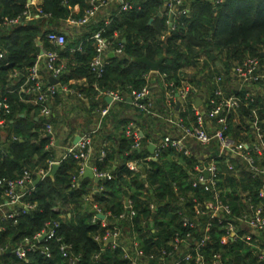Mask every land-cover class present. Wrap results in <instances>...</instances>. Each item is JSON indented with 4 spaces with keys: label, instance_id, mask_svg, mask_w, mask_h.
Masks as SVG:
<instances>
[{
    "label": "trees",
    "instance_id": "trees-1",
    "mask_svg": "<svg viewBox=\"0 0 264 264\" xmlns=\"http://www.w3.org/2000/svg\"><path fill=\"white\" fill-rule=\"evenodd\" d=\"M129 1L133 5L132 10L120 14L115 12L106 20H98L81 28L82 36L78 39L66 38L65 48L51 45L46 40V35L50 32L59 33L65 21L81 20L90 8V0H42L38 7L41 10L39 18L0 31V54H3L0 59V98L7 99L11 110L9 115H5L3 109L0 111L1 118L5 120V140L0 142V181L17 180L26 170L33 174L34 180L40 171L46 173L34 192L22 199L23 203L36 205L35 210L21 216L16 224L12 221L2 222L0 213V249H6L0 257V264H24L10 252L25 239H33L48 222L60 224L57 235L73 246L76 255L81 256L80 264H130L124 259L121 250L113 251L108 248L102 252L95 241L97 234L103 235L109 229L104 228L100 220L93 223L95 212L90 211V206L95 204L104 214H109L108 223H123V227L131 235L137 236L146 256L159 257L162 249H168L167 242L175 233L186 232L177 214L181 206L192 216L194 199H211V195L204 189L192 187L195 161L177 155L172 150H164L156 162H148V151L142 148L132 150L133 142L125 136L117 149L107 145L106 157L102 162H97V171L110 174L112 180L101 179L99 183H95L82 178L73 188V179L78 176L80 169L79 162L73 158L65 159L60 164L55 179H52L51 164L56 159V148L51 146L52 138L45 132L44 123L47 120L40 115L41 106L33 107L24 103L22 99L27 96L17 91L10 93L17 87L13 85L15 81L12 75L18 73V84H23L27 69L34 65L42 50L58 52L66 64V74L59 80L61 87L78 94L84 93L91 101L92 111H96L99 101L107 104L103 95L99 94L110 91H119L124 97L121 104L126 108L131 107L128 98L132 92L141 91L147 86L146 76L151 73L147 66L135 62L144 56L152 62H158L166 55L158 76L164 78L166 83H173L175 88H181L185 81L184 67L199 66L203 56L204 66L207 68L209 64H215L212 54L224 55L227 75L234 60L241 63L247 57H255L264 63V0H226L218 6L208 0H184L178 10L188 8L189 12L177 15L172 23L173 30L170 27V14L163 9L164 0ZM76 6L80 13L74 16L72 12ZM27 8L28 0H0V25L6 20L22 16ZM159 13L163 14L161 18L157 17ZM151 20L153 23L150 25ZM102 30H105L103 37L112 43L113 49L123 44L124 50L122 56L108 58L104 73L98 78L91 69L97 52L93 42L88 40ZM38 43L42 44V48ZM217 78L219 77L212 74H207L206 77L210 84L222 87L221 84H216ZM79 81H84L86 87L80 85ZM191 84L199 85L195 81ZM217 89L218 87L215 91ZM223 90L225 93L226 90ZM215 91L206 104L207 109H211L210 101L215 98ZM232 92L241 98L246 94L234 89ZM165 93L164 87V97ZM60 96L58 94L54 99ZM194 96L190 95L186 111L180 112L184 119L190 114L194 116ZM164 101L162 99L160 102L162 106H165ZM254 109L258 110L264 133V106L255 98V104L243 106L236 113L227 116L228 136L236 139L231 133L234 130L231 120L236 116L247 118L249 124L245 128L251 131ZM135 111V117L141 119L143 132H152L155 119L136 108ZM50 122L52 125L55 123L53 114ZM3 130H0V135ZM149 139V134H146L143 142L146 143ZM249 140L251 139L248 137L245 141ZM116 156L120 163L115 161ZM131 162H136L145 172L142 169L140 172L131 171L128 167ZM233 165L236 174L228 170L225 162L218 164L216 183L222 200L230 206L235 216L248 212L249 199L264 211V200L260 197L264 184L260 180H253L236 162ZM4 193L5 187L0 186V205L5 202ZM89 197H92V202L88 200ZM181 198L184 199V204L179 206ZM126 200L131 202L132 209L136 212L132 221L119 219L128 211ZM151 204L157 207L153 226L151 218L154 212L150 210ZM201 222L204 223V220ZM111 225L109 226L112 227ZM224 228L214 222L212 241L205 250L208 261L213 256L220 255L222 264H264V259L259 258L264 245L261 250L242 240H230L224 245ZM193 233L194 237L201 235L197 230ZM49 245L52 258H45L39 253L30 254L28 264H66L59 252L58 242L52 240ZM97 255H100L99 260L95 259ZM141 263L160 264L159 259Z\"/></svg>",
    "mask_w": 264,
    "mask_h": 264
},
{
    "label": "built area",
    "instance_id": "built-area-1",
    "mask_svg": "<svg viewBox=\"0 0 264 264\" xmlns=\"http://www.w3.org/2000/svg\"><path fill=\"white\" fill-rule=\"evenodd\" d=\"M184 0H166L167 9L169 14H187L189 11L184 9L178 11V7L182 6ZM226 0H211L214 6L221 5ZM90 8L86 10L84 17L79 20H71L72 24L83 28L93 22H97V15L108 6L117 5L118 13L128 12L133 9V5L129 0H90ZM28 5L27 10L22 16L14 20H6L1 28H10L18 25H24L32 21L35 16L30 12ZM41 13L40 9H37ZM172 30L174 26L170 23ZM105 30L95 33L91 39L96 49L97 55L91 63L92 71L101 78L104 73V68L107 65L108 54H114V56L123 55V44H120L116 49H113L112 43L103 37ZM46 40L57 48H62L66 45V37L63 33L50 32L46 35ZM3 54H0L2 59ZM66 74V64L62 61L60 55L56 51H45L37 57L34 65L27 69L25 75V82L21 85L18 84V73L12 75V79L15 81L13 85L15 90L10 93L18 92L27 96L22 99L24 103L33 104L35 106H41V117L47 121L44 123L45 132L50 136L53 135V125L50 122L52 118V111L49 104L58 94L62 93H76L70 91L66 87H61L60 84L53 85L50 83V79L54 78L60 80L62 76ZM23 77V76H22ZM234 80H236L242 86L249 87L252 84H258L264 80L263 65L260 59L255 57H247L243 62L239 63L233 72ZM164 87L166 88L165 100L167 105L166 114L168 115L167 122L176 126V135L168 134L160 139L156 145V151L154 158L158 156L164 150H172L177 155L183 156L188 159H193L190 144H198L206 147L211 143L216 142L218 154L216 156H204L199 160V165L194 170L195 178L193 179L192 187L194 189L202 188L205 192L211 195L210 200L194 199L193 215L190 216L187 213L186 208L181 205L184 204V199L181 198L178 210V216L180 218V224L186 232L183 234L175 233L169 242H167L168 249H162L159 257L151 255L146 256L140 241L135 234L129 232L128 229H124L121 226L111 225L108 223L109 214H104L99 207L93 205L95 214L93 223H97L100 220V216H105L102 221L104 228L109 229L103 234H97L95 241L99 244L102 252L110 248L111 250H121L123 252L124 259L129 261L130 264H142L141 262L146 260L159 259L160 264H222V258L220 255H215L208 261L205 255V250L211 243V231L213 229L214 222L225 227V236L222 239V244H227L230 240H242L247 244H250L254 240L263 239L264 237V211L261 206H255L250 204L248 212L241 216H235L232 209L226 204L221 197L220 191L217 189L216 177L218 173V162L223 159H227L228 169L230 172L237 173L230 160H241L244 169L251 176L253 180H258L264 177V168L258 164V160L264 159V133L262 130V122L259 120L257 109L252 110L253 116V129L254 137L249 141L236 140L228 136V119L227 116L236 113L243 106L248 107L255 104V96L252 92L247 91L244 98L237 96L236 94L226 95L224 90L218 86L215 91V98L210 101L211 109L201 110L200 107L193 105L194 122L187 124L183 117L176 115V110L179 107L181 112L186 111V103L190 95H197V91L189 87L175 88L173 83H166L165 79ZM216 84L221 82L220 78L215 80ZM79 97L81 94L76 93ZM103 96L111 98L113 102L122 103L124 97L119 91H110L102 93ZM135 108L141 112H144L150 118L155 119V124H159L161 117L156 113L155 98L152 89L147 85L141 91H134L129 97ZM3 109L5 115L11 113L10 105L7 103V99L0 98V111ZM110 112V107L102 108L99 113L101 118L106 117ZM215 121L218 125L215 133L210 135L207 132V123ZM264 123V122H263ZM5 126V120L0 116V130H3ZM100 126H97L96 130L84 133L79 141L68 148H66L62 162L67 158H73L79 162L78 176L73 179L72 187H76L83 178L85 169L91 167L90 159L93 153L92 142L93 135L98 132ZM125 137L133 142L132 150H140L142 148L143 136L140 130L137 129L135 123L130 122L125 126ZM51 146H54V140L52 139ZM1 150V146H0ZM106 153L103 152L101 157L105 158ZM153 157H148L147 161H152ZM201 161V162H200ZM59 162L58 164H61ZM57 164L52 163L51 166ZM202 164V165H200ZM128 167L133 172H140L141 167L136 162L128 163ZM95 176L101 179L112 180V177L105 173H99L95 168ZM143 170V169H142ZM205 171L209 173V177L205 176ZM39 175L43 179L46 176L44 171H40ZM33 174L29 171H24L23 175L14 181L2 180L0 186L5 187V202L0 205L1 221H12L17 223L18 219L27 214L28 212L35 210L36 205H30L23 203L22 199L34 192L36 186ZM260 197L264 199V191L260 193ZM88 200L92 202V197ZM250 201V200H249ZM128 204V205H127ZM127 213L120 216L121 221H131L136 212L132 209L130 201H126ZM150 210L157 211L155 205H150ZM204 220V223L201 222ZM111 225L112 227H110ZM60 229L58 222H48L40 233H38L33 239H25L18 247L13 249L10 253L14 255L18 260L24 264L29 263V255L39 253L45 258H52V252L50 248V241L56 240L59 244V252L61 253L66 264H80L81 256L76 255L73 252V246L67 244L63 238L57 235ZM200 231L199 237H194V231ZM242 232L244 234H242ZM112 240V242H110ZM6 249H0V257L4 255ZM100 255L95 256L96 260H99ZM209 258V260H210ZM260 259H264V252H261ZM8 264H14L13 262Z\"/></svg>",
    "mask_w": 264,
    "mask_h": 264
},
{
    "label": "crops",
    "instance_id": "crops-1",
    "mask_svg": "<svg viewBox=\"0 0 264 264\" xmlns=\"http://www.w3.org/2000/svg\"><path fill=\"white\" fill-rule=\"evenodd\" d=\"M211 2V0H208ZM42 4V0H32L29 10L30 12L35 16L34 19H37L40 17L37 9H39V5ZM35 9V12L33 9ZM164 12H168L166 1L164 0ZM118 6H108L102 10L97 15L96 20H106L110 18L115 12L117 13ZM179 11V10H178ZM188 11V8H187ZM73 15H78L80 13V9L78 6L74 7L73 9ZM163 15V14H162ZM47 17V16H44ZM177 17V14H170V23H173V20ZM33 19V20H34ZM72 19L65 21L62 23L60 32L65 35L66 38L69 39H78L82 36V29L71 22ZM11 28V27H10ZM7 28H1L0 31H4ZM39 47L42 48V44L38 43ZM62 48H65L62 47ZM42 53V52H41ZM40 53V54H41ZM264 53V50L262 51V54ZM217 54V55H216ZM214 54L216 56V59L213 61L215 64H209L207 68H205V57L203 56L202 59H200L199 66L197 67H184L183 69V75L185 76V81L182 83V87H189L192 88L194 91H197V95L194 96L195 102L196 99H200L202 101L200 105L201 110H206V104L212 97L215 89L218 87H215L212 83L210 84L208 80L206 79L207 74H212L214 77H219L221 79V82L218 84L225 89V93L233 94L232 90H236L237 92L243 91L247 92L250 91L253 93L255 98L260 100V105L264 106V80L259 82L258 84H252L249 87L242 86L239 84L236 80H234L233 72L235 67L240 63L238 61L232 62V69L229 73V75L226 74V57L224 55H220L219 53ZM111 54H108V57H110ZM219 55V56H218ZM264 58V57H263ZM263 65V71H264V63ZM205 68V70H204ZM201 72V73H200ZM197 76V78H194ZM21 78H23L21 76ZM192 81H195L196 83H199L197 86H193L191 84ZM60 82V81H59ZM146 82L147 85L152 89V92L154 94L155 98V105H156V113L161 117L159 124H155L153 126L152 132L149 133L150 130H144L141 129V119L135 117L136 111L135 106L132 104V102L128 103L131 105L130 108H126L121 103L113 102L112 99L110 102L107 101V97L103 96L106 99V105H104L101 101H99V104L96 108V111H92L91 109V101L86 95L81 94V97H79L76 93H62L61 96L57 99H54L50 102V109L52 111V114L55 117V123H53V135L51 138L54 140V147L56 152V159L54 161L59 163L62 162V158L64 156L66 148L75 145L76 139L81 137L86 132H91L96 130L97 126H100V129L98 132H96L93 135V142H92V156L90 159V165L91 167L95 168L97 170V162H102L104 158L101 157L102 153H106V148L113 147L114 149L118 148L119 142L122 138L125 136V123L133 122L136 124L137 129L140 130L143 140L145 139L146 134H149L150 138L146 143L143 142L142 149H146L149 153V157H153L154 155H151V153L148 150V146L150 144L157 145L161 138L167 136L168 134H175L176 135V126L174 124H171L167 122L168 115L165 113L167 110L166 100L163 95L164 90V81L163 78H159L158 73H154L151 71L150 74L146 76ZM80 85H84V81H79ZM216 85V84H215ZM240 85V87H238ZM86 87V85H84ZM221 87V88H222ZM238 87V88H237ZM74 92V91H73ZM229 94V95H230ZM102 96V93L99 94ZM164 101V105L162 106L160 102ZM58 103V104H57ZM29 104V103H27ZM33 107L35 105L30 104ZM110 107L109 114L101 118L99 111L104 107ZM36 107V106H35ZM164 108V109H163ZM181 109L176 110V115L181 117ZM183 113V112H182ZM23 117V116H22ZM167 119V120H166ZM187 124H192L194 122L193 115H188L187 118L184 119ZM231 123H233L234 130H231V133L236 136V139L239 140H246L248 137L250 139H253L254 137V129L251 121V131H248L245 127L249 124V120L247 118H239L235 117L232 118ZM229 126V124H228ZM218 128V125L215 121H210L207 123V132L208 134L212 135L215 133L216 129ZM5 132L3 130L2 134L0 135V142L5 140ZM108 145V146H107ZM7 146V145H6ZM190 148L192 151L193 156L196 157L191 159L196 162V165L194 167V170L199 165V160L202 159L204 156H216L218 154L217 144L216 142L211 143L209 146L203 147L198 144H190ZM106 157V156H105ZM159 157V156H158ZM115 161L120 163V160L118 157H115ZM158 160V158H157ZM171 160V159H170ZM177 160V159H176ZM175 160V161H176ZM154 161V160H152ZM201 162V161H200ZM225 162L227 164L228 168V160L223 159L218 162ZM231 164L233 162H236L239 167H243V164L241 160H230ZM258 164L264 168V159L261 158V160H258ZM202 165V164H200ZM203 166V165H202ZM234 166V165H233ZM193 170V174H194ZM229 170V169H228ZM105 173V172H100ZM108 174V173H105ZM236 174V173H235ZM110 175V174H108ZM111 176V175H110ZM112 177V176H111ZM195 178V175L191 178V182L193 183V179ZM113 179V177H112ZM264 184V177L258 179ZM264 191V188L263 190ZM261 191V192H262ZM260 192V193H261ZM250 200V199H249ZM262 200H264L262 198ZM93 201V199H92ZM128 201V200H126ZM249 204L251 203V200L248 201ZM91 205V204H90ZM128 205V204H127ZM153 205V204H151ZM90 211L93 213L94 208L91 205ZM155 214V212H154ZM103 216V215H101ZM105 217V216H104ZM100 218V217H99ZM102 220V219H100ZM103 221V220H102ZM132 221V220H131ZM123 223H120L119 225L123 227ZM126 229V228H124ZM248 245H253L254 248L262 249L261 246L264 245V237L263 239H258L252 241ZM256 252V251H255ZM261 252H264V249H262Z\"/></svg>",
    "mask_w": 264,
    "mask_h": 264
},
{
    "label": "water",
    "instance_id": "water-1",
    "mask_svg": "<svg viewBox=\"0 0 264 264\" xmlns=\"http://www.w3.org/2000/svg\"><path fill=\"white\" fill-rule=\"evenodd\" d=\"M31 3H32V0H28V4H31ZM215 13L217 14V9H215ZM162 16H163L162 13H159L157 17H158V18H161ZM152 23H153V20L150 21V25H151ZM124 42H125V41H124ZM110 57H111V58H114L115 56H114V54H111ZM212 57H213L214 60L216 59V56H215L214 54H212ZM262 57H264V53L262 54ZM165 60H166V55L164 54V55L162 56V58H161L158 62H152V61H150V60L147 58V56H144L143 58H140V59H136L135 62L147 66V67H148L152 72H154V73H158L160 66L165 62ZM50 83L53 84V85H58V84H60L59 80L54 79V78H51V79H50ZM238 87H240V85H239ZM238 87H237V88H238ZM107 101L110 102V101H111V98H107ZM131 101H132V100L129 99V102H131ZM201 103H202V101H201L199 98L196 99V102H195L196 107L199 108L200 105H201ZM79 139H80V138L78 137V138L76 139V142H75V143H77V142L79 141ZM5 148L7 149L8 146H5ZM148 150H149V152L151 153V155H154V154H155V151H156V145H154V144H150V145L148 146ZM153 160L156 162V161H157V158H154ZM59 168H60V164H58V163H57V164H54V165L52 166V172H51V175H50V177H51L52 179H55L56 174H57ZM143 172H145L144 169H143ZM204 174H205V176H206L207 178L209 177V173H208L207 171H205ZM83 179H84V180L89 179V180L94 181L95 183H99V182H100V179L97 178V177L95 176L94 170H93L91 167H87V168L85 169V172H84V175H83ZM41 180H42L41 176L38 175V176H37V179L35 180L34 185L37 187V186L40 184ZM155 218H156V214H153V216H152V218H151L152 226H153V222H154ZM100 219L104 220L105 217H104V216H100ZM110 242H112V240H111Z\"/></svg>",
    "mask_w": 264,
    "mask_h": 264
}]
</instances>
